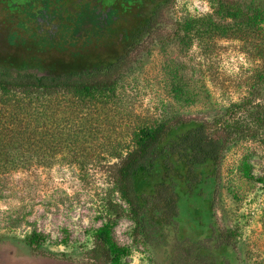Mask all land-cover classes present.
<instances>
[{"label": "rangeland", "instance_id": "374dc122", "mask_svg": "<svg viewBox=\"0 0 264 264\" xmlns=\"http://www.w3.org/2000/svg\"><path fill=\"white\" fill-rule=\"evenodd\" d=\"M24 3L0 0V71L66 74L114 58L108 43L58 39L47 14H24ZM220 4L242 16L224 15ZM160 14L112 94L90 101L17 93L32 119L51 109L46 122L18 129L21 136L0 150V264H109L92 259L108 220L120 264H264V125L243 126L248 137L234 134L224 151L210 229L185 212L182 222H148L144 235L135 233L115 190L116 167L140 128L229 113L243 119L240 104L264 114V0H173ZM33 235L36 245L28 242Z\"/></svg>", "mask_w": 264, "mask_h": 264}, {"label": "trees", "instance_id": "16d2710c", "mask_svg": "<svg viewBox=\"0 0 264 264\" xmlns=\"http://www.w3.org/2000/svg\"><path fill=\"white\" fill-rule=\"evenodd\" d=\"M172 1L25 0L21 12L31 14L36 9L37 14H47L46 17L56 26L58 39V35L68 34L69 39H65L70 43H108L116 49V54L102 66L66 74L37 76L28 71H0V95L3 99L0 105L4 106L0 110L3 114L0 118V144H5L0 146V150H9L7 142L22 134L18 129L21 132L28 130L29 123L36 119L46 122V113H50L51 108L43 106L40 117L32 119L30 110L25 112V104L15 100L17 93L50 97L53 93L66 92L80 100L90 101L112 94L131 55L138 50L143 38L153 33L160 13ZM220 5L224 15L242 16L239 10ZM193 27L194 22L189 20L182 29L188 35ZM59 44L47 47L44 44V47L58 52L65 50L66 46ZM240 105L237 109L243 119L234 113L224 114L212 122L174 118L140 128L134 133L132 148L120 158L116 167L114 187L128 207L129 217L135 223V233L144 235L148 222L157 226L182 222L185 212L199 225L206 221L210 229L212 192L224 151L234 134L248 137L247 131L241 130L243 126L250 130L251 126L264 125L263 118L259 120L264 114H256L251 112L254 108ZM112 209L114 219L120 218L117 209ZM112 225L108 220L96 232L99 249L93 250L97 254L93 260L102 258L109 264H120L124 254L111 241ZM226 234L234 236L231 230ZM37 240L33 235L28 242L36 245Z\"/></svg>", "mask_w": 264, "mask_h": 264}]
</instances>
